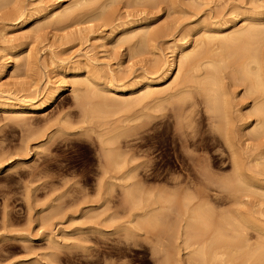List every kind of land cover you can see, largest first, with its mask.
<instances>
[{
	"label": "rangeland",
	"instance_id": "obj_1",
	"mask_svg": "<svg viewBox=\"0 0 264 264\" xmlns=\"http://www.w3.org/2000/svg\"><path fill=\"white\" fill-rule=\"evenodd\" d=\"M73 1L8 0L0 10V63L12 60L4 47L12 45L13 51H23L16 67L11 61L0 72V90L41 103L47 79L63 87L58 97L42 104L41 111L14 115L18 118L14 119L10 118V112L0 109V264H161L170 242L174 243L170 247L175 246L169 248L175 264H188L190 249L184 247L181 239H174L175 235L172 238L179 227L174 228L175 222L185 217L189 202L186 197L192 198L188 207L201 202L218 212L237 205L235 193H224L225 189L221 192L220 179L231 176L232 159L224 139L213 127L205 103L196 99L198 96L195 97L198 104L192 109L188 100L182 109V101L165 102L161 106L164 109L158 107L153 118L148 117L151 111L147 110L146 116L141 108L130 113H111L107 125H122L113 144L121 159H128V170L125 166L124 172L105 174V152L99 137L102 127L95 121L84 122L83 107L72 91L73 82L84 79L89 69L102 75L114 70L121 82H128L144 70L150 72L162 55L159 51L164 53L162 56L172 57L176 44L188 41L189 45L200 39L194 27L203 18L215 21L242 18V13L255 9L256 5L264 10V0H176L178 4L155 0L146 6L131 5L128 0H105L112 2L108 10L116 13L118 20L114 24L121 22L118 15H122V20L126 15L128 19L148 18L154 29L159 28L160 34L150 43L152 46L148 45L140 54L130 43L116 41L120 28L112 32L114 24L105 25L103 21L76 24L71 19L57 22L45 18L47 10L53 7L62 10ZM18 4L28 9L26 21L19 26H6V14L14 13ZM210 47L206 46L205 51L213 57L214 46ZM221 63L223 83L233 98L235 95L234 109H242L233 115L243 162L249 174L263 180L264 136L256 140L248 129L240 130L255 119L252 115L247 117L249 111L245 108L252 99L244 93V85L231 78L232 64L230 67V62ZM224 65L228 67L225 69ZM191 67L192 64L190 67L187 64L184 74ZM74 72L79 73L78 78L74 79ZM171 76L159 87L171 83ZM87 99L86 103L94 104L97 100ZM92 103L87 107L93 106ZM138 114L142 116L133 117ZM125 185L135 188L134 192L139 190L140 195L135 192V200L143 201L142 206L134 207L125 201ZM241 199L247 202L242 208L257 214L264 223V196L244 194ZM150 207L154 208L153 216L147 221L144 211ZM154 214L158 216L156 219ZM131 226L136 233L126 231ZM256 234L249 230L250 243L256 242ZM52 236L57 242L52 241ZM223 250L224 264H251L230 260L229 250Z\"/></svg>",
	"mask_w": 264,
	"mask_h": 264
},
{
	"label": "bare ground",
	"instance_id": "obj_2",
	"mask_svg": "<svg viewBox=\"0 0 264 264\" xmlns=\"http://www.w3.org/2000/svg\"><path fill=\"white\" fill-rule=\"evenodd\" d=\"M7 1L8 0H0V10L3 9L5 4H7ZM112 1L114 2V0ZM128 1L129 3H127L131 5L139 3L146 6L147 4L153 3L155 0ZM172 1L174 2L176 0ZM176 2V4L179 3L178 1ZM110 4L112 5V2L108 3L105 0H103V3L101 0H74L71 5L65 7L62 10L58 9V7H53L47 10L45 13V18L53 19L57 22L71 19L74 20L76 24L103 21L105 25H113L118 19L115 18L116 13H114L112 10H108V6ZM257 7L258 6L256 5L255 9L242 13V18L236 17L231 20L222 18V20L218 21L205 20L203 18L194 27L196 32L194 31L195 29L192 28L195 32V35L200 34V39L198 38L193 40L189 45L188 41H185L182 44H176V48L173 50L172 57L165 56L166 54L162 56L164 53L159 51V53L162 55L160 56L159 54L160 58H157L158 60L154 63L152 70L150 72H148L149 70H147V72L144 70L145 72L143 71V73L137 77L129 79L128 82H121L114 70L106 73V75H102V73H100V75L99 73H91L90 69L86 72L84 79L78 81H76V79L73 82L72 91L76 93L79 104L83 107V117L85 116L83 119L84 122L86 121L88 123V121H95V123H99L102 127V132L99 133V137L101 144L103 145V147L101 146L102 151L104 149L105 152V156L102 155L104 159H106V170L104 169L105 171H103L105 174H108V172L110 173L111 171L116 172L117 170H124L125 166L127 168L128 162V159H121V154L116 151V147L113 144L115 143L118 135L121 133L119 128L122 125L120 126L118 124L120 127H111L112 125H107V119L111 113L114 115L120 111L130 113L137 108H141L140 110H142L146 116L151 111L148 114V117L153 118L155 116L153 113L157 111L158 107L159 109L161 108V110L164 109V107L162 108L161 106L165 102L169 103L172 100L182 101V109L188 100L187 103H189L190 106H186H189L192 109V107L198 104L197 100H195V97L198 96L196 99L201 98L205 103L204 106L206 107V112L213 118V127L216 129V132L220 134V137L224 139L223 141L226 143L225 145L227 146L232 159L231 162L233 171L231 172L232 174H230L231 176L225 177L224 179L226 180L223 178L220 179L223 181L221 184V192L225 189V191H223L224 193H226V191L232 194L235 193L233 196L235 197L234 199L235 203L237 202V205L233 208H228V210L226 209L218 212L215 211L212 206V209L209 208L210 205L207 207L201 205V202H199L200 204L198 203L197 205L188 207V203H190L192 198L188 200L186 197V201L189 202L186 203V212L184 211L183 213L185 217H179L180 219L183 218V221L178 219L179 223L175 222V227H173H179L176 228V231L174 230V233L176 234H173L172 238H174L175 235L174 239H181L184 247L186 249H190V251L187 253L188 264H211L212 262L217 261H219L221 264H224L225 259L223 257L225 252L223 249L229 250L230 253H228V257L230 260H241L243 262L249 261L251 264H264V223L261 219H259L257 214L242 208V206H246L247 202L241 199L242 195L244 194H259L264 196V179H259L258 177L247 172V168L245 167L246 164L243 162L244 154L240 151L241 146L238 145L233 115L235 111L241 112L242 109H234L233 100L235 95L234 98L230 95V92L227 89L228 87L225 86L226 83H223L224 78L222 80V77L224 76L220 75L222 74V69H219L220 65L223 64L221 62H228L227 65L230 62V67L232 64V68L234 69L231 70V78H237L239 82H241L245 87L244 93H247V95L252 99L250 104L245 107L249 111L247 117L249 115L255 117L252 123H245L244 125H246V128H242L240 130L242 132L248 129L249 133L252 135V138L254 137L256 140H260L264 136V10H260V8ZM27 11L28 9L25 5L23 6L22 4H18L14 13L8 12L6 14V19L8 22L5 25L19 26L23 24L29 15ZM127 15L130 16L129 14ZM118 16L121 22L114 24L111 28L113 29L112 32L120 28L116 41L130 43L131 48L136 50L138 54L143 53L144 49L146 50V48L150 45L152 46L150 43L155 41L154 39H156L157 35L160 34L158 30L159 28L154 29V27L151 25L152 23L148 21V18L134 17L133 19H128V17L126 18L125 15L124 17L127 20H122V15L121 17L120 15ZM89 28L91 30L93 26H90ZM185 38L186 36L184 39ZM204 44L206 46L209 45V49H211L210 45L214 46L213 48L215 51L213 50V52L215 53L213 54V57L210 56L212 54L205 51L206 46ZM4 51H7L6 55H10L13 65L16 67L18 65L17 59L23 51H13L12 45L4 47ZM176 51L178 52L176 53ZM205 57L210 58L207 59ZM205 59L207 60L204 61ZM9 62L3 60L0 63V72H4L8 68ZM190 63L192 64V70L196 71H191V73L189 72L191 69L190 68L186 75L183 72L184 67L187 66V64L190 67ZM224 66L225 69L228 67H226V65ZM198 71H200V73L197 74ZM170 75H172L171 77H173V81L164 87H159L160 83L164 82V80L170 77ZM73 77L74 79L78 78L79 73L74 72ZM45 88L44 100L41 103H38L40 100H33L32 98L28 99L27 97L21 98L9 91L6 92L0 90V109L4 110L5 112H10L12 114L10 118H12L14 115L15 117H18L20 115H28L31 112L41 111L43 109L42 104L44 102H51V100H54L56 97H58L61 93L60 90H62L63 87L59 86V83L53 82L51 79H47ZM87 98L91 100L93 98L97 99L95 100L96 103L94 104V102L92 103L90 101L88 103H90V105L92 103L93 106L87 107ZM167 105L169 106V104ZM147 110H149V112ZM172 111L175 113V110ZM140 115L141 114L136 116L134 115L133 117L138 118ZM239 115L241 118L246 117L244 116L245 114ZM128 118L129 117H126L125 119ZM124 124L126 125V123ZM185 126L184 128H186ZM112 145H114V148ZM134 167L133 170L135 171ZM123 170L119 172H124ZM133 170H131V172ZM204 171L205 170H203V172ZM207 174L208 173H206V175ZM131 176L132 175L130 174V177ZM210 181L208 179V182ZM216 183L217 182L215 181V184ZM206 184L205 186H208ZM217 185L219 184L217 183ZM124 188L125 201L134 207H139L143 202H140L138 198H136L138 199L137 201L135 200V197H137L135 196V192H137L136 195H140L138 194L139 190L134 192L133 189L135 188L132 189L129 185H125ZM205 188L207 189V187ZM205 199V201H207V198ZM209 201L210 200H208V202ZM193 202L191 201V203ZM150 208L144 211V213L148 216V218H146L147 221L150 218L149 216H153L152 210L154 208ZM215 214L216 217H214ZM157 217L156 215L154 216L155 219ZM155 219L153 222H156ZM162 220L163 219H161V221ZM180 221L182 223L184 222L182 226H180ZM140 222L142 223L143 221ZM147 223L150 224V222ZM176 223L180 225H177ZM143 225H145V223ZM153 226H155V224ZM131 227H126V231L128 230V232L132 234L136 233L134 231L135 227ZM250 229L257 233L255 243H250ZM51 238L52 241L57 242L54 236ZM171 243L172 242H170L169 245L167 244L168 250L164 249L166 254L163 253V255L165 254V258L162 260L161 264H175L173 252L171 249L169 250V248H175V246L170 247ZM173 244L174 243L171 245Z\"/></svg>",
	"mask_w": 264,
	"mask_h": 264
}]
</instances>
